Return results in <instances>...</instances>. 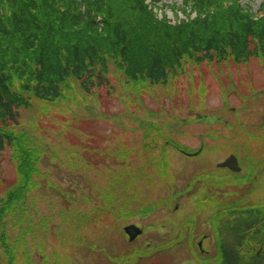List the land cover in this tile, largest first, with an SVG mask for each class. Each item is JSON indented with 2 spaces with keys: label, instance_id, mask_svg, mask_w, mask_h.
I'll use <instances>...</instances> for the list:
<instances>
[{
  "label": "rangeland",
  "instance_id": "obj_1",
  "mask_svg": "<svg viewBox=\"0 0 264 264\" xmlns=\"http://www.w3.org/2000/svg\"><path fill=\"white\" fill-rule=\"evenodd\" d=\"M162 3L181 5L182 0ZM261 3L242 0L254 12ZM166 13L172 20L171 11ZM112 71L110 87L85 94L72 81L61 101L33 100L30 108L20 110L19 126L13 131L22 132L38 156L37 185L24 214V226L36 228L33 236L40 243L32 246V262L204 264L207 259L199 255H209V264H215L214 227L208 218L213 210L200 209L201 202L233 201L248 185L239 176L243 171L231 175L216 164L236 152L246 157L251 153L260 176L244 201L259 204L264 212V57L189 63L166 85H136ZM164 140L187 152H201L186 158L179 148L165 147ZM162 157L165 176L158 174ZM16 163L11 147L0 150V200L16 181ZM137 167L146 169L135 176L136 185L128 181L129 194L137 195L128 205L137 213L129 216V206L117 207L116 220L89 221L93 206H102L96 192L107 178L129 179ZM212 175L241 185L229 187L223 180L222 187L217 186ZM130 224L143 230L132 242L123 231ZM16 234L17 230L8 232L10 237ZM204 234L209 236L203 246L207 255L200 254L197 246ZM18 259L16 264H23L21 255ZM0 264H6L1 248Z\"/></svg>",
  "mask_w": 264,
  "mask_h": 264
},
{
  "label": "trees",
  "instance_id": "obj_2",
  "mask_svg": "<svg viewBox=\"0 0 264 264\" xmlns=\"http://www.w3.org/2000/svg\"><path fill=\"white\" fill-rule=\"evenodd\" d=\"M257 57H264V0L255 12L242 0H182L181 5L162 0H0V150L11 147L17 161L16 181L0 200L5 263L16 264L21 255L23 264H34L30 245L37 243L36 228L24 226V214L37 185L38 156L28 138L13 131L21 109L30 108L33 100L61 101L72 81L85 94L110 87L112 69L136 85H166L189 63ZM166 141L165 147L184 150ZM164 158L158 162L161 176ZM132 169L137 171L129 179L107 178L97 192L102 206H93L89 221L115 219L117 207L129 206V216L137 213L128 205L137 200L129 194L128 181L136 185L135 176L146 169ZM225 181L229 187L241 185ZM246 194L233 201L201 202L200 209L213 210L208 218L214 227L215 264H264V212L259 204H246ZM9 230L17 234L10 237Z\"/></svg>",
  "mask_w": 264,
  "mask_h": 264
},
{
  "label": "flooded vegetation",
  "instance_id": "obj_3",
  "mask_svg": "<svg viewBox=\"0 0 264 264\" xmlns=\"http://www.w3.org/2000/svg\"><path fill=\"white\" fill-rule=\"evenodd\" d=\"M179 152L183 155L184 150H179ZM200 152H201V150H200ZM237 153L238 152H236L234 154H230V156L232 155V156H235L237 158V161H238V164H239V166L241 168V171L244 172L243 175H239V176H241V177L243 176V178L246 180L247 183L253 184L254 181L257 179V177L260 176L259 175L260 172H259L258 168H256V165L254 163H251V158H249V157H251L250 156L251 153H248L249 155L247 157L246 156H243L241 153L239 155ZM183 156H185V155H183ZM230 156H228L223 162L218 163L216 165H217V168L218 169H220V170L222 169L221 171H223V172L224 171H227L230 174H232L231 172H234V171L231 168H229V167H224V168L223 167H219V165L222 164V163H224ZM187 158H189V157H187ZM262 163H264V158H263ZM245 167L248 170H246ZM249 167H250V169H249ZM212 176L217 180V182L219 184L217 186H221L222 187V185H220L221 184L220 182L223 181V180H226V176H223V175H217V176L212 175ZM215 179H213V180H215ZM244 191H245V188L243 187L241 192L243 193ZM185 236L186 235H184L183 237H180V240L183 239V238H185ZM208 239H209V236H207L206 234H204L202 236V238L197 242V244L201 243V249L198 248L200 254H204V255L205 254L206 255L209 254V251L207 249L203 248L205 241L208 240ZM199 257H203V258H206L207 259L208 262H205L204 264H209L210 263L209 262L210 261L209 260V258H210L209 255L207 257H205L203 255H199ZM185 264H203V263H199V262L197 263V262H194L193 261V262H188V263H185Z\"/></svg>",
  "mask_w": 264,
  "mask_h": 264
},
{
  "label": "water",
  "instance_id": "obj_4",
  "mask_svg": "<svg viewBox=\"0 0 264 264\" xmlns=\"http://www.w3.org/2000/svg\"><path fill=\"white\" fill-rule=\"evenodd\" d=\"M194 155H197V154H194ZM219 167H229L233 171H236V172L240 171V168L238 167L237 160L235 159L234 156H230L224 163L220 164ZM256 228L257 227H255V229ZM125 231L129 235L130 241H133L137 236H139L142 233L141 229H139L135 225H130L129 227H126ZM246 236H248V233L246 234ZM261 249L259 250L258 253L261 252Z\"/></svg>",
  "mask_w": 264,
  "mask_h": 264
}]
</instances>
